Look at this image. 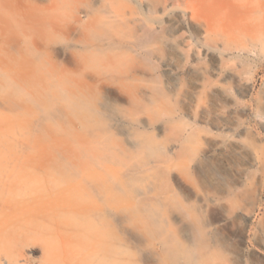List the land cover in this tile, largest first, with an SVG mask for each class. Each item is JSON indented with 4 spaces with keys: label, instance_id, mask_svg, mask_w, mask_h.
<instances>
[{
    "label": "rangeland",
    "instance_id": "1",
    "mask_svg": "<svg viewBox=\"0 0 264 264\" xmlns=\"http://www.w3.org/2000/svg\"><path fill=\"white\" fill-rule=\"evenodd\" d=\"M0 155L20 263L264 264V0H0Z\"/></svg>",
    "mask_w": 264,
    "mask_h": 264
},
{
    "label": "bare ground",
    "instance_id": "2",
    "mask_svg": "<svg viewBox=\"0 0 264 264\" xmlns=\"http://www.w3.org/2000/svg\"><path fill=\"white\" fill-rule=\"evenodd\" d=\"M4 146H6L7 149L10 148V150H12V145H10V143ZM2 156H4V153ZM34 191L36 192V190ZM12 207L13 206L11 204L2 201L0 202V252H5L4 257L6 259V264H33L34 261L30 258H25L26 262L20 263L19 256L22 255V248L34 245V241H38L36 240V238L38 239L37 235L46 233L47 229L49 230L48 225L46 223H42V219L40 221L39 218L38 220H32L30 224L19 222L17 217L15 220L16 215L12 210L5 211V209H13ZM61 217V213L60 215L57 214V216H53V218L58 222L76 228V233L73 235V242L71 243L73 244L72 248H74L73 252L81 254L79 252L82 250L85 251L88 248L90 250L86 251L85 254L83 253L82 255H79L75 264H126L124 261H120V259H118L117 252L110 243L97 242L99 240L98 234L100 228L93 219L86 217V215L84 217H80L73 214L65 218ZM45 248L46 250H43V259L45 261L43 260L42 264H70L69 261L72 260L73 255H62L61 253H58V251L60 252L59 248L56 250L53 248L51 251L50 244H46Z\"/></svg>",
    "mask_w": 264,
    "mask_h": 264
}]
</instances>
